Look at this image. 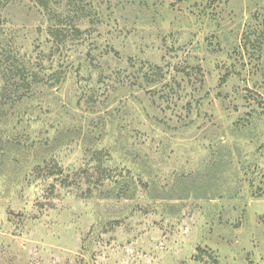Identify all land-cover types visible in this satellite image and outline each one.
Returning a JSON list of instances; mask_svg holds the SVG:
<instances>
[{"label":"rangeland","instance_id":"374dc122","mask_svg":"<svg viewBox=\"0 0 264 264\" xmlns=\"http://www.w3.org/2000/svg\"><path fill=\"white\" fill-rule=\"evenodd\" d=\"M51 7L82 31L56 55L35 0H0V49L67 72L0 118V264H264V0ZM96 148L124 196L33 173Z\"/></svg>","mask_w":264,"mask_h":264},{"label":"trees","instance_id":"16d2710c","mask_svg":"<svg viewBox=\"0 0 264 264\" xmlns=\"http://www.w3.org/2000/svg\"><path fill=\"white\" fill-rule=\"evenodd\" d=\"M35 1L47 13L50 25L47 27L46 33L50 44H52V48L50 49L51 53H49L56 55L57 52L67 48L68 44L76 36L79 38L82 31L73 20H70L69 15H64V10H52V0ZM44 57L39 54L34 58L33 56L22 53L20 49H0V118L4 116L3 112L7 106L16 107L21 102L26 101V99L33 98L37 88L53 87L63 81L65 76H67L66 71L53 70L49 72L50 66L53 68V65L48 60L50 66H47L45 63L46 58ZM156 71L161 74L160 67L157 66L156 70H153L152 73L156 74ZM152 73L144 74L145 80L150 84L153 83L152 77L154 75ZM31 152H33V149ZM89 154L90 164L93 163L94 165H91L89 168H81L80 171L74 174L67 172L54 159L53 161L43 159L35 165L33 173L37 177L53 178L56 181V183H52L54 187L58 184L61 187L79 185V180L81 181V178H86V182L89 184L87 190L90 196L93 194L92 187H95L96 190L100 188L102 190V187H105L106 190L104 191L110 195L112 188H107L108 182L112 184L116 183L118 187L124 183L118 177L121 173H115L110 166L105 165L109 159L110 151L105 148H96L95 150H91ZM128 186L126 184V187H120V192L123 196L127 193Z\"/></svg>","mask_w":264,"mask_h":264}]
</instances>
